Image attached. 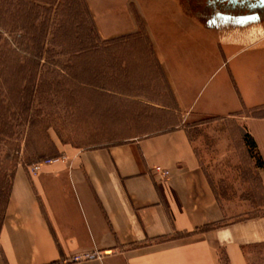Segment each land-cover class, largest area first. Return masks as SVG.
<instances>
[{
    "label": "crops",
    "instance_id": "1",
    "mask_svg": "<svg viewBox=\"0 0 264 264\" xmlns=\"http://www.w3.org/2000/svg\"><path fill=\"white\" fill-rule=\"evenodd\" d=\"M119 2L129 26L117 37L138 27L127 1ZM253 46L227 59L254 51L260 61L226 66L208 89L204 80L215 67L152 66L157 78L131 85L154 87L155 98L131 94L138 108L130 111V137L83 149L55 142L56 155L37 174L17 167L0 228V264H250L245 247L264 244V201L254 215L233 219L191 131L205 120L233 118L261 158L255 171L264 200V45ZM155 167L169 175L159 177ZM87 253L94 256L74 258Z\"/></svg>",
    "mask_w": 264,
    "mask_h": 264
},
{
    "label": "rangeland",
    "instance_id": "2",
    "mask_svg": "<svg viewBox=\"0 0 264 264\" xmlns=\"http://www.w3.org/2000/svg\"><path fill=\"white\" fill-rule=\"evenodd\" d=\"M84 1L101 46L79 60L83 66H75L77 59L65 66L66 48L58 44L68 38L58 39L64 32L56 37L53 28L59 21L70 22L81 10L80 1L0 0V100H17L16 88L31 80L29 83L36 88L34 107L42 112L45 125L51 126L49 133L54 142L83 149L107 146L130 137L134 125L130 115L138 108L136 103H129L131 94L155 98L154 87L131 85L137 78H157L152 66H222L208 81L215 68L205 78L208 89L227 70L226 66H239L248 59L256 64L261 59L254 51L227 58L247 44H253L252 48L264 45V16L238 25L221 17L213 18L207 0H126V9L135 14L138 27L135 33L117 39V30L129 26L125 8L117 6L123 0ZM59 4L63 7L57 9ZM47 24L43 34L41 29ZM101 41L109 42L102 45ZM152 48L158 55L157 58L155 54L156 59ZM145 66H150L151 71L144 70ZM206 89L201 88L200 93ZM117 93L121 95L120 103ZM15 130L20 128L15 126ZM192 130L191 138L207 175L232 218L261 210L264 200L255 166L249 161L235 120H205ZM2 148L6 145L0 141V174L4 168H11L2 156ZM54 154L52 146L35 159H26L19 153L16 169L25 166L32 175L28 170L30 164L52 159ZM241 211L247 212L240 215ZM244 250L250 264H264V244Z\"/></svg>",
    "mask_w": 264,
    "mask_h": 264
},
{
    "label": "trees",
    "instance_id": "3",
    "mask_svg": "<svg viewBox=\"0 0 264 264\" xmlns=\"http://www.w3.org/2000/svg\"><path fill=\"white\" fill-rule=\"evenodd\" d=\"M79 1L81 7L80 12L78 14L76 13L70 22L59 21V24H55L53 28L56 37H59L64 32L62 34L63 36H60L58 39L65 36L68 38L58 44L66 48L65 53H63L68 57L65 66H69V63L76 59L78 62L75 66H83V63L79 62V60L84 58L90 50H97L101 46L100 41L96 38L97 32L89 7L84 0ZM60 6L63 7L59 4L57 5V9ZM47 29L48 24L45 28L41 29L42 32L44 31L43 34L47 32ZM83 29L85 30L83 31ZM82 34H85L86 37L82 38ZM125 35H121L117 39ZM101 42L102 45H105L109 41ZM59 53L61 54L62 51ZM29 82L24 86L16 88V93L18 94L17 100H0V141L6 145V148H2L1 151H4L2 156L11 165L10 169L7 170L4 168V172L2 171L0 174V228L4 219L14 170L18 164L17 158L19 153L23 154L26 159H35L46 147L51 146L56 153L55 142L49 133L51 126L48 124L45 125L46 120L42 119V112L34 107L36 88L35 85ZM15 126L18 129L20 128V130L16 131ZM243 139L249 147V153L253 156L255 154V144L252 138L248 134H244ZM255 155L253 156L256 159L255 167H260L262 165L261 158ZM5 191H7L6 196H4Z\"/></svg>",
    "mask_w": 264,
    "mask_h": 264
},
{
    "label": "flooded vegetation",
    "instance_id": "4",
    "mask_svg": "<svg viewBox=\"0 0 264 264\" xmlns=\"http://www.w3.org/2000/svg\"><path fill=\"white\" fill-rule=\"evenodd\" d=\"M212 10V17H221L226 21L234 22L235 24H245L259 20L264 16V6L257 7L251 10L247 2L234 3L232 0H207ZM253 12L258 14V17L252 21H245Z\"/></svg>",
    "mask_w": 264,
    "mask_h": 264
},
{
    "label": "built area",
    "instance_id": "5",
    "mask_svg": "<svg viewBox=\"0 0 264 264\" xmlns=\"http://www.w3.org/2000/svg\"><path fill=\"white\" fill-rule=\"evenodd\" d=\"M51 162H52V159H46V160H41V161L33 162L32 164H30L28 166V170H29V172L32 175H35L38 172H40V170L43 167V165L49 164ZM155 172L157 173V175L159 177H166V176L169 175L168 170L162 169L160 167H155ZM93 256H94V254L87 253V254H84V255L75 256L74 258L75 259H79V258H82V257H85L86 258V257H93Z\"/></svg>",
    "mask_w": 264,
    "mask_h": 264
},
{
    "label": "water",
    "instance_id": "6",
    "mask_svg": "<svg viewBox=\"0 0 264 264\" xmlns=\"http://www.w3.org/2000/svg\"><path fill=\"white\" fill-rule=\"evenodd\" d=\"M234 3H243L247 2L251 10L256 9L257 7L264 6V0H232ZM258 17V14L253 12L249 17L244 19L245 21H252Z\"/></svg>",
    "mask_w": 264,
    "mask_h": 264
}]
</instances>
